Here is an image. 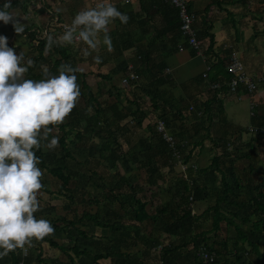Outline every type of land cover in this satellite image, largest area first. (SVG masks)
Returning a JSON list of instances; mask_svg holds the SVG:
<instances>
[{
    "label": "trees",
    "instance_id": "trees-1",
    "mask_svg": "<svg viewBox=\"0 0 264 264\" xmlns=\"http://www.w3.org/2000/svg\"><path fill=\"white\" fill-rule=\"evenodd\" d=\"M30 2L31 0H11V7L6 9V11L17 7H20L23 11H27L26 6ZM4 3L5 0H0V10H3ZM10 29V34L2 33L7 39L9 36L13 37L12 40H7L8 46L13 47L17 53H23L25 61L28 58L34 61V66L29 68L26 73V78L35 80L43 78L42 69L45 67L48 68L50 73L58 74L57 69L62 63H70L80 70L76 73L78 78L77 82L80 83V103H83L82 99H86L87 105L82 107L77 103L69 115V118L65 120L64 123L57 126L54 129L56 132L53 131L52 133V135H58L59 137V145L56 148H59L62 152L61 161H57L55 164L53 163V161L57 159L56 148L51 151H42L43 148L36 151V155L40 157L39 166L46 168L59 183L56 190H51L52 192L49 193L53 194L54 198H64V203L62 205L63 210L74 211L73 204H79L82 208L84 207L79 214L75 213L73 218H68L66 214H62L58 218H55V220H53L55 231L71 235L73 234L71 228H73L76 231V235L78 234L79 237L89 238L91 237L89 230L82 229L80 226H77V223L84 227L98 226L103 229L110 228L120 231L125 227L122 222L123 217L134 220L138 224L151 218V214L148 212L146 206L147 196L143 185L132 182L129 176L124 173L116 174V182H106V176L102 175L93 165V162L96 161L99 164L102 163L108 166V169L116 170L119 160L128 162L129 154L133 155L135 153V145L131 143L129 148L123 152L119 137L122 134L130 132L131 129L142 127L143 119L146 114L143 110L145 101L141 98V94L148 96L150 108L157 113L159 108L158 101H160L162 97L161 92L145 87L144 83L137 85V82H140L139 77L143 72L142 66H146L147 60L141 58V64H138V66L136 65V67L134 64L133 69L132 67L129 68L126 62L121 63L118 61L116 66L110 68V70L95 75L101 81H104V83L105 81L109 83L110 88H108L105 93L107 96L114 97L112 102L110 101L108 104H105V100L104 102L101 100L103 97H100L104 92L100 90L97 94L93 93L91 86L86 81V76L89 73L83 71L82 67H80L81 63L84 62V57L77 47L73 45L53 46L51 51L46 52L45 36L37 35L35 31L31 30V26H24L23 32L19 34L15 33L13 27H10ZM47 33L55 37L62 32L55 26L53 31H47ZM24 35L26 36L28 51H24L21 48V43L17 44L19 39ZM74 51L78 53V58L74 55ZM131 72H133L136 77L133 80H129L126 85L138 86V91L136 93L132 92L134 96L131 98H128V96L125 102L120 97L123 94L121 93L122 90L112 82V78L116 76L118 80L122 82V78L128 77ZM89 107L92 111H90ZM165 111L164 109L162 112L157 113V117L163 119L167 129H169V121L164 117ZM177 111L180 114L179 110ZM195 112L196 111H194V113ZM183 118L184 117L181 116V119ZM263 125V121L258 122L259 127ZM170 133L176 136L174 133ZM128 138L129 137H127L125 141L129 143L130 141ZM146 138L148 140V145L143 148V151H140L145 162L136 159L132 167L136 170L145 167L147 172L146 185H156L159 193H164L165 189L170 192V188L157 185L158 179H162L164 174L162 171L163 165H160L155 160V157L156 155L165 157L164 162L170 169L174 164L171 160V150L156 129L150 128L149 135H147ZM205 138H209L213 142L214 148L222 146V152L220 151V153H215L212 156L211 164L209 165L210 169L208 168L209 172L213 175L219 173V183L215 188L216 195L210 207L212 213V230L216 231L215 234H218V231H222L228 226H233L235 231L234 237L224 236L219 242L218 240H213L208 243L206 231L194 232L190 234L191 236L189 239L182 240L180 243H161L160 250L152 249L153 246L155 247L157 241H159L160 234L164 231L167 235H177L178 233L188 231L191 224L194 225V223L198 222V218L191 213L192 209L190 204L197 196H200V191L204 188L206 189V187H200V172L198 170L195 171L196 166L188 165L185 170V176L180 175L177 177L174 185L175 191L160 202V207L157 210V212L166 215V218L168 216L172 219L170 225L168 224L169 227H167V229L165 228L166 230L153 228L149 232H145L141 230L135 222L131 223L129 224V228L134 229L135 236L132 233L127 234L128 237L130 236L129 242H127V238H110L105 249L106 251L103 253L92 254L87 248H81L80 244H74L68 248L63 242H59L56 239L52 240L49 237L37 241L38 246L45 241L48 242L51 247L58 248L62 252H67L71 249L76 257L84 255L93 264H123L117 260L100 263L99 259L114 256L127 258L130 255L131 247H138V250L143 254V258L137 263L129 264H180L181 262L183 264H264V182L263 184H259L261 181L254 179L257 183L254 186L255 193L250 198L251 205H248L246 211L248 216L242 215L239 217V214L232 210L234 207L242 208L241 202L237 200L239 197L237 191L241 188H249L250 182L247 180L245 183H242L238 178V174L233 166L235 158L230 157L227 147L228 141L225 138H212L206 134L205 136L198 137L193 145H203ZM95 139H99L100 141L98 156L94 159L93 157H85L82 159V166H85L87 163L90 166L84 169L80 168V170L88 172V183L94 187H98V184L94 182V176L99 180L104 179L103 186L106 187L107 190L103 193L102 198L95 195H87L85 191H81L77 197L76 188L78 179H74V176L77 177L79 172L72 171L62 160L67 157H74L70 152L69 144H77L76 149L86 146L87 153L91 154L93 146H88V144H93ZM218 141H221V143H218ZM248 144L251 145L250 143ZM180 149L183 151V148L180 147ZM87 153L85 155H87ZM189 158L190 152L184 156V162L188 163ZM48 163L54 165L49 166ZM250 169L252 172L256 171V173H259L260 176L264 175L261 169H255L253 166H251ZM204 171H206V169H203V172ZM230 177L233 178V184L230 182ZM42 190L48 191L44 187L40 191ZM246 192H249V190L246 189ZM190 196H192V199H190ZM92 205L101 206L102 210L91 212L87 208ZM48 207L51 210L54 209L53 206ZM227 212H230V214ZM206 214L205 212V215ZM205 217L206 216L202 215V218ZM233 217H237V219L240 218V223L234 220ZM90 221L92 223H90ZM241 222L250 223L249 232L244 231L240 227ZM197 225L195 227H197ZM229 240H233L232 247H229ZM121 244H125L129 249L120 250ZM217 244L218 247L216 246ZM201 246H204L210 253H213V260L204 262L200 259L198 251ZM262 246L263 249L261 248ZM180 248H186V250L180 252ZM39 251H41V249ZM231 255H233V257H230ZM7 256L10 257V259L7 257L10 264L19 263L18 249L16 252L9 253ZM232 258L234 260L233 262L231 260ZM70 260L73 261L74 259L70 258ZM28 263L29 256L25 259L24 264Z\"/></svg>",
    "mask_w": 264,
    "mask_h": 264
},
{
    "label": "crops",
    "instance_id": "crops-1",
    "mask_svg": "<svg viewBox=\"0 0 264 264\" xmlns=\"http://www.w3.org/2000/svg\"><path fill=\"white\" fill-rule=\"evenodd\" d=\"M32 1L35 4L30 2L26 6L27 11L17 7L8 12L13 14L20 12L22 16L26 14L22 26L29 25L31 30L38 31V34L46 28L53 31L56 20L58 22L67 20L81 8L94 3V0H38V3ZM187 1L196 16L194 27L202 43L201 51L197 52L189 47L178 49V44L184 43L179 29V19L176 10L164 0H112L118 10L126 13L129 19L126 24L116 20L110 25L109 34L113 50L109 52L101 47L99 55L103 58L102 62L96 64L92 57H88L84 58L81 67L86 68L88 73L97 71L105 73L116 66L118 61L126 62L133 69L134 64L135 67L141 64V58L147 60L146 66H142L143 72L137 85L144 83L145 87L161 92L157 113L165 109L164 117L172 123H177L178 126H174L172 133L179 142L181 158L184 159L189 152L190 155L195 156L193 160L197 166L199 165L197 170L200 172V187L206 189L200 191V196L195 199L196 203H193L191 213L198 218L195 232L206 231L207 241H210V239L214 240L211 236L208 237L209 233L214 232L212 223L210 222L207 229L201 227L207 219H212L210 207L213 203L207 204L206 201L214 202L216 185L205 184V178L213 174L209 172V162L203 161L207 156H202L200 152L204 145H193L197 138L206 134L212 138L230 140L231 137L236 138L238 144L228 147L230 157L235 158L233 166L236 173L238 174L240 160L245 159L247 164L244 166L246 167L244 171H249L253 166L255 169H261L264 174L262 166L259 165V158H255L253 154L255 145L252 140L256 141V139L252 138L257 136L250 130V126L255 127L258 126V122H264V81L258 82L257 89L253 93L242 89L232 93L225 86L228 78L225 65L232 52L237 53L247 73L255 79L264 76V0ZM30 6L34 8V13L41 14L40 18L35 20L31 15H27ZM39 20L41 25L38 23ZM25 39L24 35L19 42ZM24 44L27 45V41L21 45V48H24ZM110 61H114V64L107 68L106 65L110 64ZM206 65H210L211 69L207 77H203L202 73ZM112 82L117 84L120 82V85H123L116 76H113ZM217 82L220 86L212 88V84ZM150 111V116H147L150 119L145 122L149 130L156 129L155 123L158 119L157 113L151 108ZM181 116L184 118L181 119ZM152 119L154 120L151 124ZM249 131L253 134L252 140L243 142L244 135L250 134ZM261 149L264 152V149ZM203 169L206 171L203 172ZM183 170L185 172L186 168ZM183 174L185 176V173ZM174 188L171 189L175 191ZM211 189L214 194L210 193ZM202 215L206 217L202 218ZM31 263L33 264V261ZM0 264H10L7 256L0 259Z\"/></svg>",
    "mask_w": 264,
    "mask_h": 264
},
{
    "label": "clouds",
    "instance_id": "clouds-1",
    "mask_svg": "<svg viewBox=\"0 0 264 264\" xmlns=\"http://www.w3.org/2000/svg\"><path fill=\"white\" fill-rule=\"evenodd\" d=\"M10 7L11 0H5L0 21L12 23L15 33H22L23 26L6 11ZM128 19L112 0H94L75 13L61 34L45 33V51L73 45L84 58L92 57L100 64L101 47L113 50L110 25L116 20L126 24ZM33 66L31 58L25 61L24 54L9 47L7 37L0 35V259L17 249L27 254L33 241L55 233L49 220L35 215L41 207L38 194L44 176L36 151L58 147L59 137L52 133L81 96L78 68L62 63L58 74H52L45 67L43 78L35 80L26 78Z\"/></svg>",
    "mask_w": 264,
    "mask_h": 264
},
{
    "label": "rangeland",
    "instance_id": "rangeland-1",
    "mask_svg": "<svg viewBox=\"0 0 264 264\" xmlns=\"http://www.w3.org/2000/svg\"><path fill=\"white\" fill-rule=\"evenodd\" d=\"M31 2L33 3L32 0H31ZM34 2L38 3V0H34ZM33 4H35V3H33ZM35 9H36V7H35ZM28 11H29V14H27V15H31V18H34L35 20L40 18L39 16L41 14L34 13V8L32 6H30V9H28ZM24 15L26 16V14H24ZM13 16L14 17L17 16L14 19V21L23 25V22L26 18H25V16H22V13L17 12V13H14ZM46 20H48V18H46ZM38 23L41 25L40 20ZM9 26L13 27L12 23L5 24L4 22L0 21V29H3V30H0V35H2V33L10 34L11 30H10ZM8 39H12V36H9ZM25 42H26V39H25V41L21 42L20 46ZM23 50L28 51V47L26 44H24ZM73 53L76 57L78 56L77 52L74 51ZM111 64H114V61H110V64H107L106 67L110 68L112 66ZM80 67H81V65H80ZM83 70H85V72H87L86 68L84 69V67H83ZM98 72H100V71L93 72V74L89 73L86 76V81L91 86V90L93 91V93L97 94V93H99L100 90L104 92L103 95H101L100 97H103L101 100H103V102L105 100V104H108V102H110V101L112 102L114 100V97L113 96H107V94L105 93V91H107L108 88H110L109 83L107 81H105V83H104V81L96 80L97 76H95V75ZM115 83L117 84V82H115ZM78 84H80V83L78 82ZM105 84H106V86H105ZM116 86L122 90L121 93H123V94L120 97L124 101L126 100V98L128 96H129L128 98H131L132 96H134L133 93L134 92L136 93L138 91V89L136 88L138 86H136V87L131 86V85L127 86L126 84H123L121 86L120 82H118V84ZM132 89H135V90H132ZM147 97H145V95L141 96V98H143V100L145 101V105H143V110L146 114V116L143 119L142 127L138 128V129H131L130 132L122 134L119 137V141L122 145V151L123 152L129 148L130 143L132 145H135V150H134L135 153L133 155L129 154L128 162H123V160H119L118 168L116 170L108 169L107 168L108 166L103 165L102 163L99 164L96 161L93 162V165H94V168H96L102 175L106 176V178H105L106 182H111V183L116 182V174L124 173V174L129 176V178L132 182H134V183L136 182L140 185H143V187H145V192H146V196H147V199H146L147 205L146 206H147L148 212L151 214V218L146 219L141 224H138L134 220L128 219L127 217L126 218L123 217L122 222L125 225V227L123 230H120V231L112 230L110 228L103 229V228L98 227V226H94V227L85 226L84 227V226H81L79 223H77V226H80L82 229L89 230V232L91 233V237H89V238L79 237L78 234L76 235V231L73 228H71V230L73 231V234L70 235L67 233H60V232L55 231L54 235L48 236L50 239H52V240L56 239L59 242H63V244L65 246H67L68 248H70L74 244H80L81 248L85 247L88 249V251L90 253L94 254V253L105 252L106 246L108 245L110 238H114V237L127 238V242H129L130 236L128 237L127 234L132 233L135 236L134 229L129 228L130 227L129 224H131V223L135 222L136 225H138L139 228L141 230H144L145 232H149L153 228H156L158 230H166L167 227H169L170 221L172 219L168 216L166 218L165 217L166 215L157 212L158 208L160 207V202H162L166 198L165 197L166 195L169 196V194L173 192V189H171V188L175 187L174 185H175V182L177 180V177H179L180 175L185 173L183 170L185 165L196 166L195 171L198 169L197 167H199V165L197 166V164L194 163L193 157H195V156L190 155L188 163H185L184 159H182L184 162L183 168L177 164V162L174 158H171V160L173 162L175 161L176 164L172 163L173 166H171L169 169V167L164 162L165 157H161L159 155H156L155 160L160 165H163L162 171L164 174V177H162V179H158L157 185H162L164 188H170L171 189L170 192L167 189H165L164 193H159L156 185H154V186L149 185L148 186L145 184L146 180H147V172H146L145 167L141 168L140 170L133 169L132 166H134L133 164H134L136 159H139L142 162H145L143 155L140 153V151H143L144 150L143 148H145L148 145V140L146 137H147V135H149V132H150L149 127L147 128L145 125V122L147 121V119H150V117H147V116L148 115L150 116V113H151L150 108L148 106L149 101H148ZM82 101H83V103H80V99H79V101H78V104H80L79 106H82V107L86 106L87 105L86 99H82ZM89 109H90V111H92V109L90 107H89ZM106 113L109 114L108 112H106ZM68 118H69V116L66 118V120ZM153 120L154 119L151 120V124L153 123ZM174 126L177 127L178 126L177 123H172L171 121H169V128H170L169 130L170 131L172 130L171 132H173V129H175ZM249 126H248V128H249ZM251 127H253V126H250V128ZM255 127L259 128L258 126H255ZM249 132H250V134L244 135V139H243L244 141L243 142H246L245 140H247V141L252 140L251 136L253 134L251 133V131H249ZM128 134H131V135H128ZM254 135L257 137H255L256 141L252 140V143L255 145V153H253V154H254L255 158L256 157L259 158L258 159L259 165H261L262 169L264 170V152H262V149H261V148L264 149V133H254ZM127 137H129L128 138V140L130 141L129 143L125 141ZM205 140L206 141L203 144L204 146L200 149V152L202 153V156H205V157L207 156L206 159H203V161H205V162L207 161V162H209V164H211L212 156L215 153L218 154V153H220V151L222 152V146L219 145L220 147L214 148L213 142L210 139L205 138ZM226 140L228 141L227 147L235 146L238 144L236 138L231 137V140L228 138ZM94 141L95 142L93 144H88V146H93V151L91 152V154L87 153L86 146L79 147L78 149H76L77 144H74V145L69 144L68 146L70 148V152L74 155V157H67L64 160H62L65 164H67L72 169V171L79 172L78 176H77L78 178L76 176H74V179H78L77 180L78 181L77 182V188H76L77 197L79 196L78 194L81 191H83V192L85 191V192H87V195H95L99 198H102L103 193L107 190V188L103 186L104 179L99 180L96 176H94L93 177V179L95 180L94 182H96L98 184V187H94L90 183H88V172H84L83 170H80V168L84 169L87 166H90L88 163L85 166H82V159H84L85 157L86 158H92L93 157V159H94L98 156V146L100 144V141H99V139H95ZM218 143H221V141H218ZM42 151H46V150L43 149ZM55 151L57 153V157H56L57 159L53 161L54 164L57 161H61L60 158L62 156V152L59 148H56ZM86 153H87V155H85ZM166 160L168 161L167 158H166ZM199 161H201V159H199ZM59 163H61V162H59ZM80 163H81V165H80ZM54 164L48 163L49 166H53ZM246 164H247V162L245 159L240 160L239 167L237 168L238 169V175H239L238 178L241 180L242 183H245V181L250 179L249 180V182H250L249 188L245 187V188H241L240 190L237 191L239 193V197L237 198V200L241 202L242 208H237V207L232 208V210L236 211L239 214V217H241L242 215L248 216V214H246V211H247L248 205H251L250 198L255 193L254 186L257 183V182H255V180L261 181L259 184H263V182H264V175H263V177H261L258 180V177L260 175H259V173H256V171H254V172H251V170H250V172L244 171V168H246L244 166H246ZM38 167H40V166L38 165ZM40 168L44 171V176L42 178L43 187L46 188L48 191L42 190V192H39V194H38V199L40 201L41 207H40V210L36 213L37 218L47 219L51 222V224L53 226V220H55V218H58L62 214H66V216L68 218H73L74 217L73 215L75 213L79 214L82 211V209L84 208V207L82 208V206L79 204H73L74 211L73 210H69V211L63 210L62 205L64 203V198H62V197L54 198V195L49 193V192H52L51 190H56L59 183L48 172V170L46 168H42V167H40ZM209 169H210V166H209ZM80 171L83 173H81ZM255 178H257V179H255ZM205 179H206L205 184L218 185L219 173H216L209 178L206 177ZM232 179L233 178L230 177V182L233 184ZM246 189H248L249 192H246ZM210 193L214 194L213 189L210 190ZM206 202H207V204L213 203L212 200L211 201L208 200ZM193 203H196L195 199L192 201V205L190 204L191 208L194 207ZM48 206H53L54 209L51 210ZM87 209L91 212H95L96 210H102V207L92 205V206H89ZM227 213L230 214V212H227ZM233 218H234V220H236L240 223V218H238V219H237V217H233ZM211 220L212 219H207L206 222L204 223L203 227H201V228L207 229L210 226ZM90 223H92V222L90 221ZM197 224H198V222L194 223V225L191 224V226L188 228V231H184V232L181 231L182 233H178L177 235H173V236L167 235L164 231L163 233L160 234L159 241H157V243L155 244V247L153 246L152 249L160 250L161 243H164V244H168V242L180 243L182 240L189 239V237L191 236L190 234H193L195 232V230L197 229L195 227ZM166 225H168V226H166ZM240 227L244 231L249 232L250 223H242L241 222ZM210 236H211V238H214V240H218V242L224 236L234 237L235 236L234 227L228 226L227 228H225V230L223 232H220L218 234H215V231L211 232L208 234V237H210ZM211 241H213V240L210 239V241L208 240L207 242L210 243ZM232 243H233V240H229V247H232ZM33 244H34V246L29 248V253H28L29 254V263L28 264H32L31 261H33V264H44V263H46V264H93L84 255H82L80 257H76L75 253L71 249L68 250L67 252H62L58 248L51 247L48 244V242H45V241L42 242V244H40V246H38L37 241H33ZM121 245L122 246H121L120 250L129 249L125 244H121ZM216 246L218 247V244ZM261 248L263 249V246ZM40 249H41V251H39ZM180 250L179 251L182 252V250H186V248H180ZM142 255L143 254L138 250V247H131L130 255L127 258L126 257L120 258L117 256L107 257V258L99 259V262L100 263H107L110 261L113 262L114 260H117L123 264L137 263L140 260H142V258H143ZM230 257H233V255H231ZM8 258L10 259V257H8ZM70 258H72L74 260L71 261ZM231 260H232V262L234 261L233 258ZM154 264H156V263H154ZM180 264H183V263L181 262Z\"/></svg>",
    "mask_w": 264,
    "mask_h": 264
},
{
    "label": "built area",
    "instance_id": "built-area-1",
    "mask_svg": "<svg viewBox=\"0 0 264 264\" xmlns=\"http://www.w3.org/2000/svg\"><path fill=\"white\" fill-rule=\"evenodd\" d=\"M167 4L171 5L177 13V17L179 19V29L181 32V35L184 38V43L178 44V49L182 50L184 47H189L193 49L194 51H201V41L198 38L196 28L194 27V23L196 20L195 13L193 10L189 7L187 0H164ZM74 16L70 17L67 20H63L61 22H58L56 20V26L63 32L64 26L66 24H69L71 22V19ZM49 31L47 28L43 29L39 34L38 31H36L37 35H45ZM132 66L130 65L129 68ZM211 66L206 65L202 76L207 77L208 72L210 71ZM226 72L228 74L227 81L225 82V86L227 87L229 92H236L238 89H242L248 93H253L257 89L258 82L264 81V76L257 77L256 79L247 73L244 64L242 63L241 59L237 55L236 52L230 53L227 63L225 65ZM135 74L133 72L130 73L128 77L122 78V83L127 84L129 80L135 79ZM220 86V84L213 83L212 88H216ZM192 109V107H190ZM156 130L161 134V137L163 140L168 144L170 150H171V156L174 158L178 165H180L183 168V160L181 158V153L179 150V142H177L176 138L168 131L165 121L161 118H158L155 123ZM251 131L254 133H264V125L257 128V127H251ZM187 166L185 165L183 169H185ZM190 199H192V196H190ZM19 250V249H18ZM29 253V249L27 251V254L22 253L19 250V263L18 264H24L25 259ZM198 255L200 259L204 262L213 260V253H210L204 246H201L198 251Z\"/></svg>",
    "mask_w": 264,
    "mask_h": 264
}]
</instances>
